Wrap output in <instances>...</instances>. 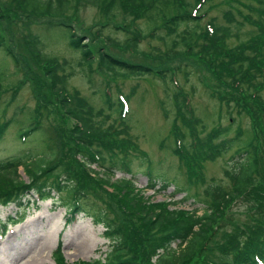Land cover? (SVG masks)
Instances as JSON below:
<instances>
[{
    "label": "trees",
    "instance_id": "trees-1",
    "mask_svg": "<svg viewBox=\"0 0 264 264\" xmlns=\"http://www.w3.org/2000/svg\"><path fill=\"white\" fill-rule=\"evenodd\" d=\"M183 1L0 0V2H4V5L7 4V13L13 14L15 21L19 19L18 12L27 13L28 19L32 16L55 19L57 22L59 19V23L65 27L68 36L70 33V37H72L70 39L71 46L77 47V50L82 47L83 55L89 63L93 62V56L87 45L81 46V40L74 39V34L71 33L73 31L71 26L76 23L80 24L76 17L79 7L90 4L105 8L107 17L114 18L110 29L112 26H118L115 16L120 13L131 15L128 19L122 18L126 22L125 26L132 32L134 30L145 31L141 21H146L147 26L152 27H150L151 35L154 37H156L158 29L166 32L163 33L164 35L157 36L167 44L166 48L160 50L159 53L148 52L149 56L154 59L153 63L164 65L183 55L199 57L206 63V70L214 75L215 80L221 81L220 83L228 87L232 86V97L236 98V104H240V101L244 103L241 105L240 112H250L253 119L260 123V112L264 113V109L259 112L263 106L259 92L264 85V29H261L264 27V20L261 18V13L257 20L259 23H256L257 26L248 32L249 37L235 47H231L228 44V41L233 44L229 40L232 34L231 24L242 25L241 22H238L229 13L232 19L229 20V24L218 23L216 18H213L205 24L206 26L202 27L201 13L194 10L178 12ZM262 7L261 10L264 13V5ZM136 12L142 14L136 16L134 15ZM158 22H161V25ZM54 25H58V23ZM182 26L185 27L179 29ZM89 30L90 28H87V31ZM93 32L98 34V37L106 38L108 43L119 44L110 36L106 37L100 30L94 29ZM171 35H174L173 43L169 45L167 38ZM234 36L239 38V35ZM26 38L29 43H33V46L29 44L30 49L37 55L41 64H45L47 58L53 59L55 64L53 66L50 60L51 66L45 69L42 77L34 82L33 90L37 96L35 97L38 107L26 112L28 123L18 131V137L23 142H28V136L35 135L37 132L41 133L45 137L43 138L44 146L39 151L28 150L20 155L0 160V205L14 202L17 206H22L26 196L36 194L40 200L51 198L55 204L66 207L67 223H70L81 212L87 213L88 209H92L91 206H96L95 203H90V196L91 198L98 197V191L91 185L92 180L96 179V183L100 186L110 185L113 187L114 196L130 218H136L138 222L136 225L123 222L108 204L107 207L115 214V217H111L108 210L101 205L95 207L96 209L90 214V217L95 223L104 225L105 235L113 241L112 248L105 259L99 258L82 264H261L262 261L264 262V227L256 229L259 226L257 224L245 226L246 221H239L238 217L233 214L231 224L233 223L235 229L225 235L223 244L217 243V231H215L217 228H214L219 216L225 214L233 203L236 206L238 202L246 201V212L264 208V182L262 180L264 178V161H261L260 158V144L253 135H250L246 140H244L245 136L239 134L228 137L232 130L231 124L228 126L218 124L200 138L194 135L193 142L190 140L181 144L182 140H177L179 146L175 149L176 152L181 156V159L190 161L195 169L202 167L203 163L211 158L234 150L231 159L235 166L230 168L226 163V172H228L226 175L230 178L232 186L227 188L217 179L207 185L203 198H194L195 201H202L205 204L202 214L198 213V208L187 210L177 206L171 209L168 206L174 203L172 200L162 204H148L150 201L147 203L144 200L143 190L136 186L137 180L129 165L131 163L128 151L129 143L123 136L126 129L121 128L115 122L117 118L121 119V123L127 122L126 103L129 100H127L128 97L126 98L120 93L114 100L110 87L104 86L101 96L105 106L109 108V114L116 115L118 113L117 118L109 123L105 119L99 120L101 117L97 120L93 109L90 114L79 110V102L71 98V94L69 95L65 86V77L61 74L58 75L59 71L64 69L67 61L59 63L55 56L47 55L43 49L44 43L41 36H34L32 39L26 35ZM129 41L136 44L134 38L127 40V42ZM2 44L0 37V52L13 59L15 72H19L21 65L17 56L15 57L11 49L5 45L2 48ZM134 46L137 51L136 45ZM101 63L107 69L125 77L143 74L154 76L156 73V67L133 64L108 52H104L102 55ZM177 71L187 75L190 73L185 65L178 63L176 66H166L160 71V75L164 79L169 77V80L174 81ZM11 74L0 67V88L3 87V81L10 78ZM86 75L89 83H92L90 74ZM29 81L30 79H27V82ZM201 81L208 84L204 77H201ZM23 85L24 82L19 84V86ZM46 89L56 96L61 108L75 119L76 126L72 131L73 136L70 134L66 136L63 134V130L54 127L53 135L48 134L47 137L42 120L44 115L41 110L45 105L43 100H46ZM250 90L257 91V93L252 96V93H249ZM212 92L215 96L220 95L215 91ZM15 96L12 95L11 100ZM175 96L177 103L178 91ZM184 101L185 98L179 96V104L182 105ZM225 101L229 106L230 102L234 100L226 99ZM83 102L85 101L83 100ZM109 114L107 116H110ZM189 116L193 117L194 115ZM10 121L0 124V139ZM195 122L184 118L188 130L183 132L180 127H176L173 129L175 135L183 136L184 139V136L192 133L194 127L199 128L200 133H204L205 127H201V117L196 116ZM120 134L122 139L117 140ZM75 152L79 153L80 160L76 158ZM107 155H109V160ZM20 167H23L29 181L22 179L19 172ZM87 167H89L90 173L94 172L96 178L90 175ZM97 167L99 169H96ZM117 171H121L123 175L120 179L113 180ZM53 174H55L54 181H46ZM200 178V181L207 182L203 175ZM163 181L160 188L155 189L158 183L155 178L151 177L146 187L160 191L168 189L172 184L166 179ZM137 189L138 192L134 194ZM181 190L187 189L175 185V191ZM189 198L191 195L189 191H186L183 200ZM245 211L244 213H246ZM21 219L18 218V220ZM13 222H17V219H14ZM7 224L2 225L3 231L6 230ZM129 227H135L131 231L135 244L133 240L129 239L127 233ZM142 242L147 244L145 245L147 247L146 254L138 257L135 255L134 249H139V244ZM174 243H177V246H174ZM212 250L218 252L215 258L210 257ZM54 255L58 264H68L60 247L57 248ZM154 256L156 257L155 263H153ZM258 258L261 260L258 261Z\"/></svg>",
    "mask_w": 264,
    "mask_h": 264
},
{
    "label": "rangeland",
    "instance_id": "rangeland-1",
    "mask_svg": "<svg viewBox=\"0 0 264 264\" xmlns=\"http://www.w3.org/2000/svg\"><path fill=\"white\" fill-rule=\"evenodd\" d=\"M198 1L184 0L180 4L178 12L194 10L201 13L202 27L213 18H216L218 23L229 24V20H232L229 13L242 23V25L231 24L232 34L229 40L233 44L227 40L231 47H235L249 37L248 32L257 26L256 23H259L257 20L260 18V13L264 20V13L261 10L264 0ZM6 5L4 2H0V37L3 43L1 46L11 49L12 54L17 56L21 69L19 72H15L13 59L0 52V67L5 72L12 73L10 78L3 81V87L0 88V124L11 120L0 139V160L20 155L28 150L39 151L44 146L43 138L45 137L41 133L37 132L35 135L28 136V142H23L18 137L20 128L28 123L26 112L38 107L37 96L33 90L34 82L40 79L45 69L51 66L50 60L55 66L54 60L48 58L45 64L40 63L37 55L30 49L29 44L33 46V43L27 41L26 35H29L32 39L34 36L42 37L43 49L47 55L55 56L59 63L67 61L64 69L57 73L59 76L61 74L65 77V86L69 95L71 94V98L79 102V110L90 114L93 109L97 120L101 117L99 120L105 119L109 123L117 118L118 113L116 115L109 114V108L105 106L101 96L104 86L110 87L114 100L120 93L126 98L128 97L127 122L121 123L120 118H117L115 122L121 128L126 129L123 136L129 143L128 151L131 160L129 165L136 177V186L143 190L144 200L147 203L150 201L148 204H162L172 200L174 203L168 206L171 209L177 206L187 210L198 208V213L202 214L205 204L202 201H195L194 198H203L207 185L217 179L227 188L232 186L230 178L226 175L228 173L226 172V163L230 168L235 166L231 159L234 150L205 161L203 166L197 169L190 161L181 159L175 150L179 146L178 139L182 140L181 144L190 140L193 142L194 135L200 138L218 124L223 126L231 124L232 130L228 137L239 134L245 136L244 140H246L250 135H253L260 144V158L261 161H264V113L260 112L264 109V85L259 92L263 106L259 110L260 123H257L250 112H240L241 105L244 103L240 101V104H236V98L232 97V86L228 87L220 83L221 81L215 80L214 75L206 70V63L199 57L183 55L164 65L153 63L154 59L149 56L148 52L159 53L160 50L166 48L167 44L163 39L157 37L166 32L158 29L156 37H154L151 35L152 27L147 26L146 21H141L145 31L134 30L132 32L125 26L126 22L122 18L128 19L131 15L120 13L115 16L118 26H112L110 29L114 18L107 17L105 8L90 4L79 7L76 17L80 24H73L71 33L74 34V39L81 40V46L87 45L93 56V62L89 63L83 55L82 47L77 50V47L71 46L70 39L72 37H70V33L68 36V32L59 23V19L58 22L55 19L42 16H32L28 19L27 13L18 12L19 19L15 21L13 20L14 15L7 13ZM141 14L136 12L134 15L140 16ZM55 23L58 25H54ZM158 24L161 25V22ZM87 28L90 30L87 31ZM94 29L100 30L106 37L110 36L115 39L119 44L108 43L106 38L98 37V34L93 32ZM234 35H239V38ZM171 37L167 38L169 45H172L174 35ZM133 38L136 39V44L132 41L127 42ZM134 45H136L137 51ZM104 52L128 60L133 64L156 67V73L154 76L150 74L129 77L118 75L115 71L102 65L101 58ZM178 63L185 65L190 73L187 75L177 71L174 81L169 80V77L164 79L160 75L163 68L176 66ZM87 73L92 77V83H89ZM201 77H204L208 82L207 85L201 81ZM27 79L30 81L27 82ZM21 82H24L23 86H19ZM46 91V100H43L45 105L41 110L45 117L44 119L42 117V120L47 137L48 134L53 135L54 127L63 130V134L66 136L69 134L73 136L72 131L76 126L75 119L61 108L55 95L48 89ZM176 91L179 96L185 98L182 105L179 104V96H177L176 103ZM212 91L220 95L215 96ZM249 93L254 96L257 91L250 90ZM12 95H16L13 100H11ZM226 99L234 101H231L228 106ZM108 114L110 116H107ZM189 115L194 116L190 117ZM196 116L201 117V127H205V132L200 133V129L194 127L192 133L184 136V139L183 136L177 137L173 129L180 127L183 132L187 131L184 118L195 122ZM120 139H122L121 134L117 140ZM75 155L80 160L79 153L75 152ZM107 159H110L109 155H107ZM87 168L89 170V167ZM19 172L22 179L29 181L23 167H20ZM90 175L96 178L94 172H91ZM122 175L121 171H117L113 180L120 179ZM202 175L207 180L206 183L200 181ZM151 177L157 180L158 185L155 189L160 188L164 183L163 179L172 184L166 190L156 191L146 187ZM260 177L262 178V175ZM54 179L55 174L46 181L53 182ZM262 180L264 182V178ZM96 181L93 179L91 185L98 191V197L96 199L90 196V203H95V207L101 205L108 210L111 217H115L112 212L114 211L123 222L136 225L137 219L130 218L114 196L113 187L110 185L100 186ZM175 185L187 190L177 192ZM135 191L134 194L138 192V189ZM186 191H189L191 198L183 200ZM23 201L22 206H17L14 202L0 205V264H58L54 255L58 247L62 249L68 264H82L99 258L105 259L111 250L113 241L105 235L104 225L95 223L90 217V214L95 211V207L91 206L92 209H88L87 213L81 212L76 219L68 224L66 207L55 204L53 199L39 200L36 194H31L26 196ZM107 204L111 206L112 211L107 207ZM246 204V201L238 202L236 206L233 203L225 214L219 216L214 224V228H217L215 231H217L218 244H223L225 235L235 229L233 223L231 224L233 214L238 217L239 221L245 220V226L257 224L259 226L256 229H263L264 208L246 212ZM157 209L159 210V208ZM18 218L22 219L18 220ZM14 219H17V222H13ZM3 224H7L4 231ZM133 228L135 227H129L127 233L129 239L133 240L135 244L131 235ZM145 245H147L146 242H142L139 244V249H134L136 256L140 257V255L146 254L147 247ZM174 246H177V243H174ZM217 255L218 252L215 250L210 252V257L215 258ZM155 259L154 256L153 263H155Z\"/></svg>",
    "mask_w": 264,
    "mask_h": 264
}]
</instances>
